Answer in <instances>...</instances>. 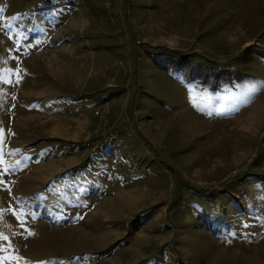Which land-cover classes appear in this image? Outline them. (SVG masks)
Listing matches in <instances>:
<instances>
[{
  "label": "rangeland",
  "instance_id": "rangeland-1",
  "mask_svg": "<svg viewBox=\"0 0 264 264\" xmlns=\"http://www.w3.org/2000/svg\"><path fill=\"white\" fill-rule=\"evenodd\" d=\"M0 264H264V0H0Z\"/></svg>",
  "mask_w": 264,
  "mask_h": 264
},
{
  "label": "bare ground",
  "instance_id": "bare-ground-1",
  "mask_svg": "<svg viewBox=\"0 0 264 264\" xmlns=\"http://www.w3.org/2000/svg\"><path fill=\"white\" fill-rule=\"evenodd\" d=\"M125 202H126V200H125ZM115 205V204H114ZM123 209V208H122ZM113 210V209H112ZM113 212V211H112ZM112 214V213H111ZM79 230V229H78ZM76 232L78 233V231L76 230ZM73 233V232H72ZM80 234H81V232H80ZM84 234V233H83ZM89 235V234H88ZM88 238V237H87ZM92 239V238H91Z\"/></svg>",
  "mask_w": 264,
  "mask_h": 264
},
{
  "label": "snow or ice",
  "instance_id": "snow-or-ice-1",
  "mask_svg": "<svg viewBox=\"0 0 264 264\" xmlns=\"http://www.w3.org/2000/svg\"><path fill=\"white\" fill-rule=\"evenodd\" d=\"M31 235V233H29Z\"/></svg>",
  "mask_w": 264,
  "mask_h": 264
}]
</instances>
